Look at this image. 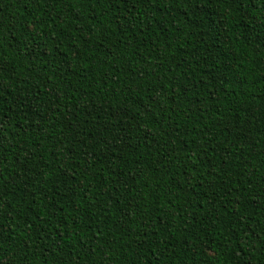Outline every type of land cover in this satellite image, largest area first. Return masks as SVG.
<instances>
[{"label": "trees", "instance_id": "16d2710c", "mask_svg": "<svg viewBox=\"0 0 264 264\" xmlns=\"http://www.w3.org/2000/svg\"><path fill=\"white\" fill-rule=\"evenodd\" d=\"M0 264H264V0H0Z\"/></svg>", "mask_w": 264, "mask_h": 264}]
</instances>
